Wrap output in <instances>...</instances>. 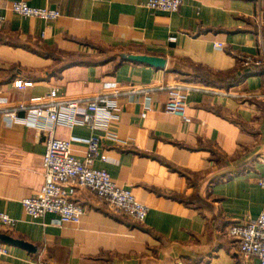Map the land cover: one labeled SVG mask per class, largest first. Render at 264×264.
<instances>
[{"label": "crops", "instance_id": "1", "mask_svg": "<svg viewBox=\"0 0 264 264\" xmlns=\"http://www.w3.org/2000/svg\"><path fill=\"white\" fill-rule=\"evenodd\" d=\"M15 1L61 14L50 21L25 17L13 11ZM145 2L0 0V210L16 220L0 234L36 247L6 243L10 254L0 264H260L242 256L228 228L264 210V67L242 66L244 56H264V0H187L171 13ZM122 53L159 56L166 64L157 68ZM16 80L32 85L17 88ZM176 81L189 87L186 119L166 111V86ZM107 84L126 90L110 126L119 141L85 126H57L55 137L80 139L71 146L80 159L83 140L100 138L112 161L94 165L148 206L146 220L109 211L86 190L76 197L85 207L80 223L52 213L30 217L22 200L45 183L47 135L31 124H9L2 110L54 88L88 97L112 90Z\"/></svg>", "mask_w": 264, "mask_h": 264}, {"label": "built area", "instance_id": "2", "mask_svg": "<svg viewBox=\"0 0 264 264\" xmlns=\"http://www.w3.org/2000/svg\"><path fill=\"white\" fill-rule=\"evenodd\" d=\"M186 1L146 0L144 4L151 10L171 13L177 12ZM12 9L19 15L47 21L55 20L61 14L57 9L32 7L25 1L13 2ZM5 22L6 17L0 13V29ZM171 39L174 40L175 37ZM214 45L219 49L225 46L222 42H215ZM242 66L245 69L264 67V56H244ZM31 85V82L23 80L14 81L17 88ZM166 87L168 90L166 111L186 119L189 87L181 81L167 84ZM107 88L112 90L88 97L60 95L58 89L54 88L43 97L34 99L32 103H17L2 110L9 124L14 122L31 124L47 135L43 157L45 183L37 193L22 200L24 210L30 217L40 219L52 213L56 214L62 223H80L85 214V207L76 200V197L81 190H86L97 196L107 210L126 216L137 223L146 220L148 206L138 201L131 189L118 185L109 171L94 165L98 158L102 161H112L102 149L100 138L93 136L83 140L87 144V153L80 159L71 148L73 140L80 139L66 140L55 137L57 126L68 128L85 126L91 130H104L108 139L119 141V137L110 130V126L119 118L121 111L119 98L126 90L115 84H107L105 89ZM154 88L155 86L133 88L131 92L150 91ZM18 110H26L27 115L19 116ZM259 184L264 187V173L259 179ZM0 226L12 229L16 226V220L0 210ZM228 236L238 245L243 257L255 256L260 264H264V210L255 219L232 222L228 228ZM9 254L10 247L0 242V259Z\"/></svg>", "mask_w": 264, "mask_h": 264}, {"label": "water", "instance_id": "3", "mask_svg": "<svg viewBox=\"0 0 264 264\" xmlns=\"http://www.w3.org/2000/svg\"><path fill=\"white\" fill-rule=\"evenodd\" d=\"M121 57L125 60L136 61L141 63H147L151 66L162 68L166 64V60L163 57L146 55V54H129L122 53ZM0 241L2 243L14 244L26 248L29 251H35L36 247L28 242H25L20 239L13 238L12 236L6 234H0Z\"/></svg>", "mask_w": 264, "mask_h": 264}]
</instances>
